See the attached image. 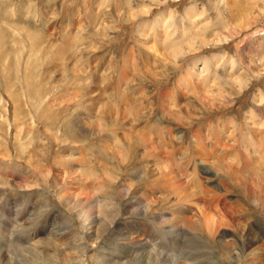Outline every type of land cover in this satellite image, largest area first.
Wrapping results in <instances>:
<instances>
[{
  "label": "rangeland",
  "instance_id": "rangeland-1",
  "mask_svg": "<svg viewBox=\"0 0 264 264\" xmlns=\"http://www.w3.org/2000/svg\"><path fill=\"white\" fill-rule=\"evenodd\" d=\"M162 12L173 14L164 23L173 25L166 30V42L158 25L143 37L140 24ZM183 49L179 57L169 55ZM203 59L209 61L208 70L187 81L189 64L197 61L202 67ZM235 77L243 78V85ZM260 95L264 97V0H0V264L7 259L63 264L47 255L58 256L55 243L64 239L85 243L80 261L98 264L96 259L114 252L111 247L119 241L114 231L104 232L106 244L86 239L77 215L82 203L66 196L96 192L94 199L100 195L103 202L109 196L122 208L119 189L135 185V200L144 188L154 187L167 196L155 212L167 211L179 178L197 192L195 165L209 186L220 188L215 202L199 192L198 207L239 205L253 237L264 239V167L255 166L249 153L242 155L246 147L239 142L250 129L259 132L263 126L254 127L264 122ZM108 105L125 111L134 126L106 116ZM81 114L92 123L104 119L112 135L86 136L78 123ZM225 120L239 130L224 135L236 137L218 143L206 138L211 156L195 153L196 132ZM135 126L168 127L177 137L158 139L159 146L151 150L138 144ZM106 142L124 149L131 163L124 166L108 155ZM158 153L175 170L174 184L149 175L145 179ZM201 158L216 167L201 165ZM125 218L117 224L129 221ZM186 237L181 238L185 252ZM154 240L153 250H165L162 235L154 234ZM220 252L214 250L215 260L231 264ZM244 256L250 263L251 256Z\"/></svg>",
  "mask_w": 264,
  "mask_h": 264
},
{
  "label": "bare ground",
  "instance_id": "bare-ground-1",
  "mask_svg": "<svg viewBox=\"0 0 264 264\" xmlns=\"http://www.w3.org/2000/svg\"><path fill=\"white\" fill-rule=\"evenodd\" d=\"M192 10L191 12H193ZM141 14L142 13H140V15ZM192 14L193 13H189L190 18L193 17ZM172 16L173 14L171 12H162L159 14L156 20L142 22L139 26L141 35L145 37V33L149 34L153 31L152 28H154L155 25H158V27L162 29L161 33H163V36L165 38V36H167L166 32L168 30H171V27H173V25H164V23H166L168 21L167 19L171 18ZM163 41V43H165L166 38ZM152 48L153 47H150V49ZM185 52V49H183L182 51L176 52L175 54L169 53V55L179 57ZM201 63L202 67H199L197 61H192L189 64V72H187V75L189 77L188 79L186 78L187 81L190 77H194L196 75L200 76L202 75V73H204V71L208 70L209 61L207 59H203ZM233 67L234 63L232 64V69ZM235 79L233 81H235ZM236 80L237 81H235V83H239L240 85H243V83L245 82V80H243V78L241 77ZM213 84L215 83L213 82ZM189 87H191V84H189ZM257 100L261 102L264 100V97L260 95ZM103 110H105L104 113L106 116L113 117L119 121L122 120L128 127L134 126L131 123L132 121H129L130 118L125 113V111L121 112L111 105H108ZM254 114L255 113H251L252 119L255 116ZM87 118L88 117H83V114L78 117L79 127L84 132H86V136L87 134L89 135V137L97 134H99L100 136H103L104 134L105 136H107L109 134L104 119L100 118L97 122L94 121L95 123H92L91 121H89L91 119L87 120ZM255 118L257 117L255 116ZM235 124L236 123H233L232 121L225 120L220 124V126H215V124L213 123H207L205 124V126H202V128H200L194 135V140L196 142L198 150L195 153H198V155H200L201 157L205 156L208 158V156H211L208 150H206V138L212 137V139L217 143L221 139H231V137H233V134L230 137L229 135L231 134L228 132V136H225L224 131H230V129H233V131H231L232 133L237 132L239 128H237ZM256 124L258 125H254L255 129L256 126H264L263 121H258V123ZM263 126L260 127V131L258 130L259 127L257 128L259 132H255L254 130L251 131L250 129L249 132L243 135V139L239 140V142L241 141L240 144L243 145L242 147H246L242 155H246L249 153V156L251 155L250 157L254 160L253 162L255 163V166H258V168L264 167V131L261 130L263 129ZM134 129V135L138 140V144L139 142H143L147 147H150L151 150H154L155 145L156 147L159 146L160 142L158 139H164L165 141L171 139L173 141L177 137V133L175 132V130L168 127L156 128L154 126H135ZM153 129L155 130L154 134L152 133ZM110 135L112 134L110 133L108 136ZM113 137H115V135ZM202 140L203 144H201ZM129 141H132L131 138H129ZM172 144H170L168 148H172L174 146V142ZM103 148L108 155L118 158L124 166H127L131 163L132 158L131 156L129 157L124 149H115L108 142L103 145ZM159 155L160 154L158 153L156 154V156H154V161L149 166L150 169L147 171L145 179L149 175L151 178H155L154 180L156 181H159L161 180L160 178H163L164 181L168 182V184H170L169 182H172V184H174L171 175L174 176L172 173H175V170L171 169V167H168L167 165H164V160H162ZM215 158L216 155L214 159ZM200 161L201 165H205L204 163H210L213 165L212 167H216L214 162H209L205 158H201ZM246 165H249V163H246ZM192 172L193 174H191L193 176H191L194 177V180L196 182H198L197 192L195 190H190L186 186H183L185 183H182V178H179L178 180L181 182V186H179L180 184H178V186H176L175 184L173 185V187H171L175 199L167 211H164L165 209H160V211L155 212L156 210H159L158 206H160L163 201L165 202L167 196H164V194H162V191H159V189H156L154 187L144 188L140 198H137L135 200H133L132 198V194L136 189L135 185L119 189L117 193L120 199L124 201V204L122 203V208L118 203L116 204L110 201L114 199H110L109 196H105L106 201L104 200L103 202L99 201V198L101 197L100 195H98L97 198L94 199V197L97 195L96 192L84 193L82 190H80L78 191V193H76V191L74 193L68 194L66 197L71 203H82V205L78 208L77 215L78 219L81 220L82 226H84L85 228L86 239H89V241L91 240L94 245L100 242H104V244H106L105 241L107 234L105 235V233L107 231H114L113 234L119 241L117 245L112 247L110 246L114 250V252H103L101 257L96 259V261H99V263H97L220 264L219 260H215L213 253L214 250L221 249V258L230 261L231 264H245L244 255L246 253L251 256L250 263L247 264H264V239L260 237H253L254 232L252 230V226L248 225L247 217L242 216L243 208L239 205L233 206L232 204H227L228 206L226 205V207L224 208L212 207L209 204L207 206L198 207L199 201L202 200L199 192H202L201 196L203 199L206 198L209 202H215V198H218L219 196L218 195L216 197L215 193L219 191L220 188L215 185L209 186L208 182L205 181L208 177H203L200 174V171H198L197 169V165L193 166ZM59 179L61 182H64L61 178ZM208 187H211L212 189ZM222 188L226 189L224 186ZM247 188H249V186L246 187V189ZM184 193L186 195H183ZM185 202H188V204H185ZM146 203H148L147 207H145ZM121 218H125L124 220L128 219L129 221L118 225L117 223ZM134 218H137L138 220H134ZM156 233H159L163 237V244L164 246L166 245V248L163 251L152 249L155 242L154 234L156 235ZM184 234L187 236V240L185 242L188 243V249L186 250V252L184 251V247L182 248L181 242V238ZM60 238L64 239V235L62 234ZM64 240L65 241L61 240L62 242L60 241V244L57 241L55 243L58 249V256L50 254H48L47 256L61 259L64 262L63 264H78V262H80L81 264H85L86 262H84L83 260L80 261L82 258H84V255L87 252V249L84 245L85 243L81 242L75 244L74 240ZM103 249L104 247H102V250ZM5 261H7L6 264H13L9 263L11 262L9 259ZM89 264H91V262H89Z\"/></svg>",
  "mask_w": 264,
  "mask_h": 264
}]
</instances>
